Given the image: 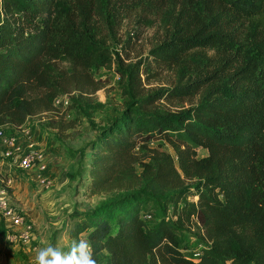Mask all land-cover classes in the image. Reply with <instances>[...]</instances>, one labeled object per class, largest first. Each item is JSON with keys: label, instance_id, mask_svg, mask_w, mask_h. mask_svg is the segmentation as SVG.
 I'll list each match as a JSON object with an SVG mask.
<instances>
[{"label": "trees", "instance_id": "trees-1", "mask_svg": "<svg viewBox=\"0 0 264 264\" xmlns=\"http://www.w3.org/2000/svg\"><path fill=\"white\" fill-rule=\"evenodd\" d=\"M116 1L0 0V126L54 108L73 77L59 61L85 74L114 68L122 108L88 143L82 185L125 192L74 216L67 237H87L97 264H264V55L227 29L228 18L264 14V0H179L133 63L98 42ZM152 65L172 71L171 86L144 89ZM195 95L176 111L158 103ZM156 140L175 162L160 143L148 147ZM184 231L199 257L183 252Z\"/></svg>", "mask_w": 264, "mask_h": 264}, {"label": "rangeland", "instance_id": "rangeland-1", "mask_svg": "<svg viewBox=\"0 0 264 264\" xmlns=\"http://www.w3.org/2000/svg\"><path fill=\"white\" fill-rule=\"evenodd\" d=\"M116 3L119 9L115 13L116 18L107 27L99 26L98 42L109 48L112 56L117 53L124 63L148 58V50L160 41L162 27L177 9L179 0H117ZM227 29H232L234 36L255 54L264 55L263 13L228 18ZM205 53L211 54L210 51ZM151 67L153 72L147 76L141 74L145 90L171 86L173 73L170 69L161 65ZM57 68L65 73L70 69L73 71L66 74V77L73 76L68 79V88L64 92L68 96L67 105L29 116L19 127L3 128L4 134L13 136L20 146L31 144L33 148L41 149L50 185L41 187L30 172L18 169L0 155V176L9 175L12 179L9 202L23 212L31 225L29 243L23 245L7 241L8 229L0 219V264H32L36 249L49 243L66 248L73 239L67 237L66 231L74 216L125 192L88 195L82 185L88 179L91 154L88 143L122 108L117 73L114 68H92L85 74L83 69L71 67L63 60L57 63ZM83 75H86V80L82 79ZM75 95L78 97L73 102L69 97ZM196 100L195 95L158 103L176 111L189 107ZM157 143L175 162L174 151L163 140L152 141L148 147ZM195 155L204 156L206 150L199 147ZM150 219H154V214ZM183 239L187 246L184 253L198 248L190 231L183 232Z\"/></svg>", "mask_w": 264, "mask_h": 264}, {"label": "built area", "instance_id": "built-area-1", "mask_svg": "<svg viewBox=\"0 0 264 264\" xmlns=\"http://www.w3.org/2000/svg\"><path fill=\"white\" fill-rule=\"evenodd\" d=\"M68 103L67 94L56 96L53 101V107L61 109ZM5 127L0 126V155L2 158L9 160L10 164L18 169L30 172L33 180L41 187L47 188L50 180L46 175L47 166L43 161V153L41 149H35L31 144L26 147L17 144V140L13 136L4 134ZM12 179L9 175L0 176V219L4 222L6 228L5 238L8 242H16L20 244H28L31 237V225L24 218L23 212L12 206L9 202L8 191L11 187ZM144 219H150V213L143 214ZM185 252V250L183 251ZM193 257H199L198 249L190 251Z\"/></svg>", "mask_w": 264, "mask_h": 264}, {"label": "clouds", "instance_id": "clouds-1", "mask_svg": "<svg viewBox=\"0 0 264 264\" xmlns=\"http://www.w3.org/2000/svg\"><path fill=\"white\" fill-rule=\"evenodd\" d=\"M32 264H97V260L91 241L81 236L66 248L54 243L37 248Z\"/></svg>", "mask_w": 264, "mask_h": 264}]
</instances>
